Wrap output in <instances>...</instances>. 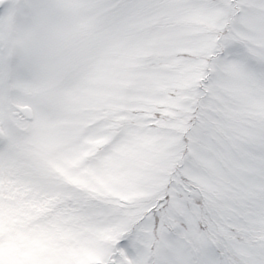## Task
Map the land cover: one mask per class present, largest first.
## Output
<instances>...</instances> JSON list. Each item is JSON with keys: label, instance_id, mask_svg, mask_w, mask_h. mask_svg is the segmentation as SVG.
I'll use <instances>...</instances> for the list:
<instances>
[{"label": "snow or ice", "instance_id": "snow-or-ice-1", "mask_svg": "<svg viewBox=\"0 0 264 264\" xmlns=\"http://www.w3.org/2000/svg\"><path fill=\"white\" fill-rule=\"evenodd\" d=\"M0 264H264V0H0Z\"/></svg>", "mask_w": 264, "mask_h": 264}]
</instances>
